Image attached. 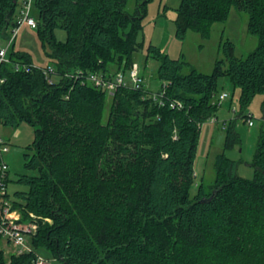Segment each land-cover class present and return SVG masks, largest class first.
Wrapping results in <instances>:
<instances>
[{
  "label": "trees",
  "instance_id": "obj_1",
  "mask_svg": "<svg viewBox=\"0 0 264 264\" xmlns=\"http://www.w3.org/2000/svg\"><path fill=\"white\" fill-rule=\"evenodd\" d=\"M19 1L0 0V39H12ZM151 1L136 0L130 14L129 0H34L55 81L41 70L1 65L0 123L34 128L25 166L37 175H19L27 190L15 192L13 202L52 222L39 227L31 253L12 254L9 262L0 235V264H33L36 249L65 264H264V125L253 179L240 177L238 163L225 154L241 141L231 121L215 183L209 190L200 183L191 197L200 130L216 114L219 80L227 76L241 89L246 121L245 109L264 94V0H181L178 40L188 31L209 38L212 25L226 22L235 7L248 14L258 47L239 58L227 41L226 59L212 74L192 67L183 74L188 62L151 45L165 105L145 98L146 88L119 87L104 123L106 91L75 75L110 76L115 62L118 72L130 71ZM56 29L67 32L65 42L56 41ZM9 59L33 65L27 54L13 52ZM177 102L182 109L170 106Z\"/></svg>",
  "mask_w": 264,
  "mask_h": 264
},
{
  "label": "rangeland",
  "instance_id": "obj_2",
  "mask_svg": "<svg viewBox=\"0 0 264 264\" xmlns=\"http://www.w3.org/2000/svg\"><path fill=\"white\" fill-rule=\"evenodd\" d=\"M180 3L181 0H152L147 6V14L142 21V29L137 34L138 50L133 53L132 62L139 65L144 86L150 92L156 93L162 90L164 86V82L158 77L160 62L149 54L151 45L159 47L163 53L172 59H183L188 62L190 66L184 68L183 74H188L191 67L201 73L212 74L216 62L226 59L224 46L227 41H231L235 45V55L239 58H246L259 45V37L248 31V14L235 7L232 8L230 17L226 22H216L212 25L209 38H203L199 33L188 31L184 41L178 40L175 36V20L176 9ZM135 9L136 0H129L126 7L127 12L133 14ZM19 12L20 6L17 9V17ZM31 17L36 21L38 20V10L34 5L31 10ZM54 34L58 43H63L67 39V32L63 29H56ZM11 36L13 38V33ZM0 42L4 47L9 45V56L13 52L27 54L35 66L46 67L50 64L47 56L49 48L43 46L38 30L32 29L26 24L20 28L11 43L3 39H0ZM109 68L110 76L118 73L116 62L110 63ZM119 72L128 76L129 71L124 72L123 68ZM106 93L108 97L103 117L104 123L108 121L112 105V96L108 92ZM222 93L229 94V97L221 101L219 96ZM240 94L241 89L229 77L226 76L219 80L218 92L214 99L218 104L216 114L207 120L200 130L194 167L195 184L191 190L192 198L197 193V187L200 183H203L208 190L215 183L217 176L216 158L224 152L225 128L231 121L234 122L235 131L239 134L241 141L234 149L226 150L225 154L238 163L237 174L240 177L249 180L254 178L255 170L252 163L264 125V94H257L245 109L247 120L253 121V126H249L248 121L240 115ZM34 132V128L27 123H23L18 129L0 123V138H4L10 144V150L4 159L10 170L8 195L11 201L15 199V192L27 190L26 186L17 182L19 175H37V171L29 170L25 166V154L29 152L28 147L33 142ZM16 209L23 219L34 221L38 227L46 222H52L34 212L25 211L22 207L17 206ZM27 246L34 249L31 240L27 242ZM1 249L9 262L11 255L16 251L15 247L2 239ZM36 251L48 264H65L46 249H36Z\"/></svg>",
  "mask_w": 264,
  "mask_h": 264
},
{
  "label": "built area",
  "instance_id": "obj_3",
  "mask_svg": "<svg viewBox=\"0 0 264 264\" xmlns=\"http://www.w3.org/2000/svg\"><path fill=\"white\" fill-rule=\"evenodd\" d=\"M20 12L16 19V26L13 30V38H15L23 25H28L32 29L37 28V21L31 17V10L34 5V0H20ZM13 38L9 41L12 42ZM9 45L4 47L0 42V66L9 65L13 66L15 71L24 69L26 72H30L33 69L41 70L49 83H53L54 80V68L39 67L33 65H26L18 62H11L8 57ZM69 76V75H66ZM74 77V76H72ZM75 77L81 78L85 83H89L94 87L100 88L108 92L112 97L115 91L119 87L130 88L134 90H144L143 77L140 73V67L138 64H133L132 68L128 72V76L125 73L118 72L112 76H105L101 73L78 71ZM145 98H152L155 102L160 105H165L166 85L164 84L163 89L154 93L146 90ZM229 97V94L222 93L219 96L221 101ZM171 107L177 106L182 109L183 105L181 102L170 103ZM217 120L216 118H214ZM249 126H253V121L247 120ZM10 144L4 139L0 138V235L8 244L15 247L16 251L14 254L23 255L31 253L33 248L27 246L29 240L38 232V224L31 220L23 219L20 212L16 209L13 201L10 200L8 195V178H9V165L5 161L4 156L9 152ZM33 264H48L39 254L34 260Z\"/></svg>",
  "mask_w": 264,
  "mask_h": 264
}]
</instances>
